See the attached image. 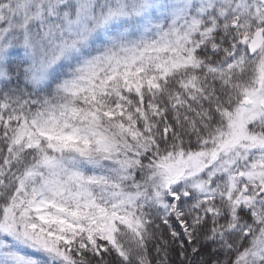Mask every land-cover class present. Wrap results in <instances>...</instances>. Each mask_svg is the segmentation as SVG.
Returning a JSON list of instances; mask_svg holds the SVG:
<instances>
[{
  "label": "snow or ice",
  "instance_id": "snow-or-ice-1",
  "mask_svg": "<svg viewBox=\"0 0 264 264\" xmlns=\"http://www.w3.org/2000/svg\"><path fill=\"white\" fill-rule=\"evenodd\" d=\"M0 264H264V0H0Z\"/></svg>",
  "mask_w": 264,
  "mask_h": 264
}]
</instances>
